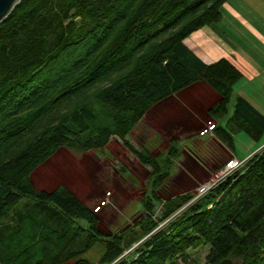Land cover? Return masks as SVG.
<instances>
[{
	"label": "trees",
	"instance_id": "obj_1",
	"mask_svg": "<svg viewBox=\"0 0 264 264\" xmlns=\"http://www.w3.org/2000/svg\"><path fill=\"white\" fill-rule=\"evenodd\" d=\"M226 1L21 0L0 23V264H194L190 250L201 247L208 264H264V147L190 202L191 191L157 192L180 156L175 141L161 159L129 140L152 107L199 82L219 95L208 114L227 115L213 129L218 149L206 153H233L238 132L264 137V113L247 98L237 97L228 116L241 71L187 42L221 20ZM115 136L153 171L145 215L105 235L69 187L41 189L32 175L61 148L99 150ZM98 244L96 263L86 254Z\"/></svg>",
	"mask_w": 264,
	"mask_h": 264
},
{
	"label": "rangeland",
	"instance_id": "obj_2",
	"mask_svg": "<svg viewBox=\"0 0 264 264\" xmlns=\"http://www.w3.org/2000/svg\"><path fill=\"white\" fill-rule=\"evenodd\" d=\"M245 1L254 4L255 7L252 9L260 14L257 21L264 25L263 0ZM252 20L256 23L253 18ZM187 42L189 43L188 40ZM202 83L190 86L156 104L129 136V140L136 148L148 149L153 156H159L161 159L168 155L171 140L180 147V156L174 159L171 165V176L157 190L163 199L191 191L195 198L193 197L190 202H193L199 198L200 188L223 167L235 159H241L234 157L232 152H226L225 156L219 157L216 155L212 157L211 153H206L205 148L208 146L218 149L213 129L218 122L224 125L227 115L215 119L208 115V107L215 99L214 91L206 83ZM235 96L236 92L232 93L228 116L235 109ZM261 98L264 101V89ZM263 104L261 106L264 107ZM234 140L235 147L240 152L249 148V141L261 142L258 150L241 160L250 158L264 147V137L256 141L245 132L236 133ZM195 151H198V157H203L204 163L196 159ZM218 162L225 164L217 168L215 166ZM162 164L164 165V162ZM152 171L150 166L142 164L124 146L122 140L115 136L105 148L99 150L84 153L61 148L38 167L32 175V180L41 189L50 190L59 185L69 187L98 214L101 232L109 235L129 229L145 215L141 200L143 192L149 189ZM208 192L209 190L206 193ZM184 207L180 211L185 209ZM156 209L155 216H158L161 206ZM144 239L145 237L135 242L126 251L130 252L134 247L136 249ZM102 251L103 245L98 244L86 256L97 263ZM208 252L207 247L190 250L194 264H208L206 260Z\"/></svg>",
	"mask_w": 264,
	"mask_h": 264
},
{
	"label": "crops",
	"instance_id": "obj_3",
	"mask_svg": "<svg viewBox=\"0 0 264 264\" xmlns=\"http://www.w3.org/2000/svg\"><path fill=\"white\" fill-rule=\"evenodd\" d=\"M254 7V4L245 0L226 1L221 8V20L195 31L188 41L191 48L207 61L229 59L242 73V78L233 87L235 98H247L264 113V107L261 106L264 103L261 98L264 89V25L257 21L260 14L252 9ZM214 97L208 108L219 99L215 91ZM259 143L249 141L247 150L240 152L235 147L232 154L241 159L248 157L259 149Z\"/></svg>",
	"mask_w": 264,
	"mask_h": 264
},
{
	"label": "built area",
	"instance_id": "obj_4",
	"mask_svg": "<svg viewBox=\"0 0 264 264\" xmlns=\"http://www.w3.org/2000/svg\"><path fill=\"white\" fill-rule=\"evenodd\" d=\"M247 160L248 159H246V160L235 159L232 162H229L214 177H212L211 180L207 184L203 185L200 188V192H199L198 196L200 197V196L204 195L208 190L214 188L220 182H222L227 177L232 175L236 170L241 168L247 162ZM127 254H128V251H125L124 255H127ZM110 264H116V262H113V263H110Z\"/></svg>",
	"mask_w": 264,
	"mask_h": 264
},
{
	"label": "water",
	"instance_id": "obj_5",
	"mask_svg": "<svg viewBox=\"0 0 264 264\" xmlns=\"http://www.w3.org/2000/svg\"><path fill=\"white\" fill-rule=\"evenodd\" d=\"M20 1L21 0H0V23L8 17ZM219 264H235V262L230 258H226Z\"/></svg>",
	"mask_w": 264,
	"mask_h": 264
}]
</instances>
